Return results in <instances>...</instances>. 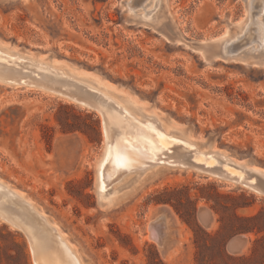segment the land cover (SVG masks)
<instances>
[{"label":"rangeland","instance_id":"obj_1","mask_svg":"<svg viewBox=\"0 0 264 264\" xmlns=\"http://www.w3.org/2000/svg\"><path fill=\"white\" fill-rule=\"evenodd\" d=\"M127 2L0 0V43L94 74L166 129L264 170V65L240 54L252 45L235 58L215 51L220 38L241 30L246 0H161L157 22L133 16ZM103 154L96 110L40 89L0 85V179L50 218L82 264H264V195L193 168L159 166L104 210L96 188ZM133 178L131 172L118 181ZM199 209L211 212L210 229ZM162 211L175 253L149 238ZM247 229L253 231L239 233ZM230 234L247 237L242 254L228 251ZM32 239L0 222V264H33Z\"/></svg>","mask_w":264,"mask_h":264},{"label":"bare ground","instance_id":"obj_2","mask_svg":"<svg viewBox=\"0 0 264 264\" xmlns=\"http://www.w3.org/2000/svg\"><path fill=\"white\" fill-rule=\"evenodd\" d=\"M145 1L128 0L130 13L142 21L157 22L161 0H148L143 5ZM139 7L142 9L138 12ZM245 11L246 19L241 30L233 37L220 38L216 54L235 58L239 57L234 55L237 51L252 45L240 54H246L249 60L264 65V0H246ZM201 49L206 52L212 50L209 45H203ZM0 85L40 89L65 100L69 98L57 91H77L88 96L89 103H75L96 110L102 117L104 154L97 168L96 188L104 210L116 207V201L125 189L159 166L195 169L191 166L193 163L218 168L220 176L212 178L264 195L251 187L257 182L256 176L249 177L247 174L255 173L264 182L263 169L248 161H237L223 150L206 149L180 129L172 126L166 129L152 111L144 109L128 94L106 87L94 74L78 73L54 64L53 60L20 53L0 43ZM131 172L134 178L120 186L121 180L118 181V178ZM0 222L14 230H28L31 233L33 264H82L76 251L50 218L25 195L1 179ZM165 223L162 217L151 224L149 230L154 231H150L149 238L166 252L174 250L175 253L178 248L173 247V242L168 243L169 231Z\"/></svg>","mask_w":264,"mask_h":264},{"label":"water","instance_id":"obj_3","mask_svg":"<svg viewBox=\"0 0 264 264\" xmlns=\"http://www.w3.org/2000/svg\"><path fill=\"white\" fill-rule=\"evenodd\" d=\"M57 92H60L64 96H67V98H69L68 100L70 102L74 101L73 103H75V102L89 103L90 102L88 96H86L83 93H79L77 91L61 90V91H57ZM105 127H106V125H105ZM102 129H103V125H102ZM191 166H194L195 169L200 170L202 172V174L206 175L207 177L220 176L218 168H207L205 166L197 165V164H193V163L191 164ZM247 174L249 175V177L256 176L257 182L255 185H251V187L254 188L255 190H259L260 192H262L264 194V182L261 179V177L258 175H255V173H248L247 172ZM157 216H162L165 218V212L162 211ZM199 218H200L201 222L203 223V225L205 226L206 229H210L212 227L213 217H212L211 212L209 210L199 209ZM247 244H248V239L246 236H244V235L235 236V237L230 239L227 248L231 254L239 255V254H242V252H243V250Z\"/></svg>","mask_w":264,"mask_h":264},{"label":"trees","instance_id":"obj_4","mask_svg":"<svg viewBox=\"0 0 264 264\" xmlns=\"http://www.w3.org/2000/svg\"><path fill=\"white\" fill-rule=\"evenodd\" d=\"M218 196H221V195L218 194ZM166 203H169V202H166ZM263 215H264V214H263ZM253 220H255V217L245 219L246 222H250V221H253ZM197 228L201 231V229L199 228V226H197ZM252 231H253V230H249V229H247V230H241L239 233H250V232H252ZM234 234H235V233H234ZM234 234H230L229 238H231ZM205 235H206L207 238H211V235H210V234H205ZM259 242H260V240H256V241L254 242V247H253L252 250H251L252 255L255 253V251H256V247H255V246H256ZM15 246L17 247L18 250H20V252H21L23 258L26 260L25 248H24L22 245L18 244V243H16ZM243 259H246V258L243 257Z\"/></svg>","mask_w":264,"mask_h":264},{"label":"crops","instance_id":"obj_5","mask_svg":"<svg viewBox=\"0 0 264 264\" xmlns=\"http://www.w3.org/2000/svg\"><path fill=\"white\" fill-rule=\"evenodd\" d=\"M243 253V252H242Z\"/></svg>","mask_w":264,"mask_h":264}]
</instances>
